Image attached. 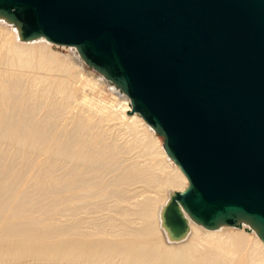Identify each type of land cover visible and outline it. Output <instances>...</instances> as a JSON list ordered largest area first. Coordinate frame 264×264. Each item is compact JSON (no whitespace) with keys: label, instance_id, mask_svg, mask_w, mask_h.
Returning <instances> with one entry per match:
<instances>
[{"label":"bare ground","instance_id":"obj_1","mask_svg":"<svg viewBox=\"0 0 264 264\" xmlns=\"http://www.w3.org/2000/svg\"><path fill=\"white\" fill-rule=\"evenodd\" d=\"M158 136L75 46L0 16V264H264L246 222L185 212L171 235L164 212L189 180Z\"/></svg>","mask_w":264,"mask_h":264},{"label":"water","instance_id":"obj_2","mask_svg":"<svg viewBox=\"0 0 264 264\" xmlns=\"http://www.w3.org/2000/svg\"><path fill=\"white\" fill-rule=\"evenodd\" d=\"M24 39L75 46L131 99L189 180L166 206L264 240V0H0Z\"/></svg>","mask_w":264,"mask_h":264},{"label":"rangeland","instance_id":"obj_3","mask_svg":"<svg viewBox=\"0 0 264 264\" xmlns=\"http://www.w3.org/2000/svg\"><path fill=\"white\" fill-rule=\"evenodd\" d=\"M53 49H56L57 47H55L54 45H52L51 46ZM93 79H94V83H95V87H98L99 86V84H100V82H99V80H97L98 78L97 77H93ZM97 81V82H96ZM91 82H92V80H91V78H89V77H86V80H85V82L83 83V85H81V87L80 88H82L81 90H83V92H88V89H89V86H91ZM98 84V85H97ZM89 85V86H88ZM104 92H105V90H103ZM92 101V100H91ZM90 101V103H88V101H86L85 103H87V104H90V105H93V102H91ZM93 107H95V104H94V106ZM160 139H162V137L161 136H158ZM163 140V139H162Z\"/></svg>","mask_w":264,"mask_h":264}]
</instances>
